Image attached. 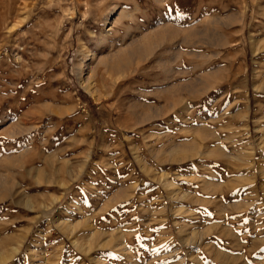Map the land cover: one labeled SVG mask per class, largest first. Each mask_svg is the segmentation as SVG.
<instances>
[{
  "label": "rangeland",
  "instance_id": "obj_1",
  "mask_svg": "<svg viewBox=\"0 0 264 264\" xmlns=\"http://www.w3.org/2000/svg\"><path fill=\"white\" fill-rule=\"evenodd\" d=\"M0 264H264V0H0Z\"/></svg>",
  "mask_w": 264,
  "mask_h": 264
},
{
  "label": "bare ground",
  "instance_id": "obj_2",
  "mask_svg": "<svg viewBox=\"0 0 264 264\" xmlns=\"http://www.w3.org/2000/svg\"><path fill=\"white\" fill-rule=\"evenodd\" d=\"M241 12V11H240ZM230 14V13H229ZM230 15H232V13L230 14ZM230 19V18H229ZM226 23V22H225ZM223 24V23H222ZM231 32V31H230ZM216 34V33H215ZM232 38V37H231ZM184 39V38H183ZM230 40V39H229ZM184 41V40H183ZM229 43V42H228ZM237 54V53H236ZM213 55V54H212ZM235 55V54H234ZM233 55V56H234ZM181 56V55H180ZM233 63V62H232ZM235 68V67H234Z\"/></svg>",
  "mask_w": 264,
  "mask_h": 264
}]
</instances>
